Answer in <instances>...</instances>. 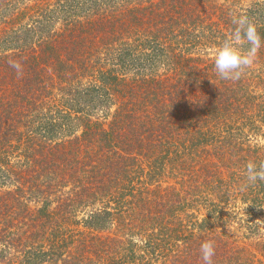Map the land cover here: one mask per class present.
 <instances>
[{
    "label": "trees",
    "instance_id": "16d2710c",
    "mask_svg": "<svg viewBox=\"0 0 264 264\" xmlns=\"http://www.w3.org/2000/svg\"><path fill=\"white\" fill-rule=\"evenodd\" d=\"M240 14L264 39V0H0V264H264V46L213 61Z\"/></svg>",
    "mask_w": 264,
    "mask_h": 264
},
{
    "label": "clouds",
    "instance_id": "9594fccd",
    "mask_svg": "<svg viewBox=\"0 0 264 264\" xmlns=\"http://www.w3.org/2000/svg\"><path fill=\"white\" fill-rule=\"evenodd\" d=\"M235 25L232 33L218 46L214 56V68L219 78L223 80H238L244 72L252 67L264 39L259 34L257 27L246 15L240 14L233 17ZM247 44V48L242 45ZM18 73L22 71L21 65H11ZM246 183L241 186L244 190L264 181V163L257 164L249 161L245 170ZM200 256L203 264H213L215 245L213 241H205L200 246Z\"/></svg>",
    "mask_w": 264,
    "mask_h": 264
}]
</instances>
